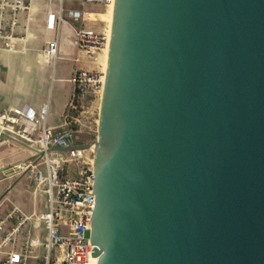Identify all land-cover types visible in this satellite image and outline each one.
I'll list each match as a JSON object with an SVG mask.
<instances>
[{
  "label": "water",
  "instance_id": "1",
  "mask_svg": "<svg viewBox=\"0 0 264 264\" xmlns=\"http://www.w3.org/2000/svg\"><path fill=\"white\" fill-rule=\"evenodd\" d=\"M78 148L89 264H264V0H114Z\"/></svg>",
  "mask_w": 264,
  "mask_h": 264
},
{
  "label": "built area",
  "instance_id": "2",
  "mask_svg": "<svg viewBox=\"0 0 264 264\" xmlns=\"http://www.w3.org/2000/svg\"><path fill=\"white\" fill-rule=\"evenodd\" d=\"M113 2L79 0V8L66 9L60 0L56 11L47 12V28L54 29L57 35L46 43L41 56L55 64L60 26L65 21L74 22L77 23L73 28L76 48L81 57L94 65L91 69H77L70 77L71 107L75 106V100L87 95L100 98L105 69L99 58L108 47L110 31L89 26L86 7ZM31 3L32 0H0V50L18 51L23 39L18 36L19 16L28 13ZM47 109V104L38 110L27 104L0 109V140L21 138L34 146L35 154L43 159V168L34 170V179L39 184L45 183L47 204L46 210L29 214L15 205L6 213L0 209V264H29L31 258L39 259L41 264L90 262L91 216L95 206L92 159L84 161L77 131L67 123L58 127L47 125ZM67 164L74 166L71 173L65 169ZM37 226L39 231L34 233ZM40 248L41 256L37 253Z\"/></svg>",
  "mask_w": 264,
  "mask_h": 264
},
{
  "label": "crops",
  "instance_id": "3",
  "mask_svg": "<svg viewBox=\"0 0 264 264\" xmlns=\"http://www.w3.org/2000/svg\"><path fill=\"white\" fill-rule=\"evenodd\" d=\"M32 3V10H38L40 12L39 21L42 23L44 33L46 34V38L41 37L39 43L36 44L38 49L39 47H44L48 41L54 39L57 35L54 29L47 28L46 16L49 10H57L60 0H48V3L46 1V5H40L39 0H32ZM70 8L72 7L66 9ZM86 11L88 12L87 16H89V12H98L90 11L87 8ZM30 20L31 18L27 17L26 12L21 13L19 16L20 24L17 29L18 32L28 33V48L25 51L16 52L0 50V109L18 107L27 104L38 110L43 104H47V125L58 127L63 123L69 124L74 120H78V118L72 114V111L70 113V111L67 110V106L73 93V83L70 81V77L75 70L82 68L91 69L94 65L81 57L74 43L73 28L77 26V23L68 21L63 22L60 26L58 33V58L55 66L50 65L47 59L46 63H44V57H42L43 63H40V61L36 59L35 53L29 48L33 36L30 29ZM92 26L94 27L95 24H92L91 27ZM94 28L96 30L102 29V27L98 28L96 26ZM52 81L57 85L58 91L56 100L53 104L50 103L48 96L49 87ZM67 84L70 86V92L68 97L64 99L61 95V91ZM85 97H90V95ZM93 99L90 100L92 107L95 105V99L97 98ZM99 101L100 100H98V108ZM86 152L87 151L84 150V161L89 162L91 161V158H89V155ZM46 208L47 204L45 201L44 210H46Z\"/></svg>",
  "mask_w": 264,
  "mask_h": 264
},
{
  "label": "rangeland",
  "instance_id": "4",
  "mask_svg": "<svg viewBox=\"0 0 264 264\" xmlns=\"http://www.w3.org/2000/svg\"><path fill=\"white\" fill-rule=\"evenodd\" d=\"M39 1L40 5H46V1L48 3V0ZM63 3L66 8H79V0H63ZM32 5L33 3H31V6ZM86 8L90 11H98L96 13L91 12L92 18L88 16L90 18V20H87L88 25L91 26L92 24H95L98 28H103L105 25V27H107V6L90 4ZM27 17L31 18L30 29L33 35L29 48L35 53L36 59L39 60L40 63H43L41 50L45 46L42 48L39 47L38 49L36 47V44L39 43L41 37L46 38L42 23L39 21L40 12L38 10H29ZM19 33L18 36H23V39L20 41L18 51H25L28 48V33ZM44 63H46V60H44ZM49 64L52 65L51 62H49ZM53 66H55V64ZM69 92L70 86L67 84L61 91V95L64 99L68 97ZM57 94V85L52 81L48 91L51 104L55 102ZM93 98L97 99H95V105L92 107L90 100ZM98 100H100L99 97L90 95V97H85L78 101L75 100V102H73L75 105L74 107H71L70 105L71 99L69 101L67 110L70 111V113L72 111V114L75 115L78 120H74L67 125L77 131L80 144L90 143L96 137ZM34 148V146H31L21 138L2 137L0 140V209L3 213H6L14 205L28 214L45 209L46 193L44 192V188L46 185L45 183L39 184L34 179V170L43 168V159L35 154ZM86 151L89 158H92V150L86 149ZM21 166H23V168H21ZM73 167L72 164L65 165V169L69 170L70 173ZM38 227L39 226L33 229L34 233ZM42 252L43 250L41 248L37 250V253L40 256ZM33 263L41 264V261H39V259L31 258L29 264Z\"/></svg>",
  "mask_w": 264,
  "mask_h": 264
},
{
  "label": "bare ground",
  "instance_id": "5",
  "mask_svg": "<svg viewBox=\"0 0 264 264\" xmlns=\"http://www.w3.org/2000/svg\"><path fill=\"white\" fill-rule=\"evenodd\" d=\"M107 9H108V24H107V27H105L106 29H108L110 31V23H111V18H112V9H113V3H110L107 5ZM30 10H32V6L30 7ZM89 17L92 18V14L91 12H89ZM109 45V44H108ZM107 52H108V47L104 49V51L102 52V54L100 55V58H99V62L101 63L102 65V68L105 69L106 67V60H107ZM45 60H46V57H44ZM32 152V151H31Z\"/></svg>",
  "mask_w": 264,
  "mask_h": 264
}]
</instances>
